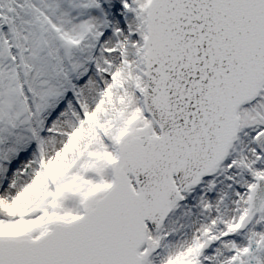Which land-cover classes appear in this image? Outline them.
Segmentation results:
<instances>
[{
	"label": "snow or ice",
	"instance_id": "obj_1",
	"mask_svg": "<svg viewBox=\"0 0 264 264\" xmlns=\"http://www.w3.org/2000/svg\"><path fill=\"white\" fill-rule=\"evenodd\" d=\"M0 264H264V0H0Z\"/></svg>",
	"mask_w": 264,
	"mask_h": 264
}]
</instances>
